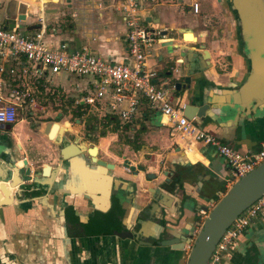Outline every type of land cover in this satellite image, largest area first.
I'll list each match as a JSON object with an SVG mask.
<instances>
[{"label": "crops", "instance_id": "obj_1", "mask_svg": "<svg viewBox=\"0 0 264 264\" xmlns=\"http://www.w3.org/2000/svg\"><path fill=\"white\" fill-rule=\"evenodd\" d=\"M46 1L0 0V21L5 26H22L26 34L42 26L43 42L48 47L64 43L69 51L84 47L104 59H126L125 26L114 8L116 0H74L78 8L75 13L79 12L88 25L72 33L62 32L55 25L45 32L43 21L35 24L37 27L31 25L34 18L42 16ZM195 2L199 13L190 9ZM20 9L25 16L22 21L16 19ZM139 14L145 20L141 25L158 27L164 34L151 44L145 57L146 67L156 72L157 83L171 87L189 76V87L171 92V101L178 105H207L203 116L192 117L196 125L240 153L258 150L264 142V96L246 100L236 92L246 80L251 60L241 45L239 20L231 1L155 0L139 9ZM96 22L100 24L91 30ZM254 41L260 44V35ZM205 51L208 56L204 59ZM49 77L56 91L52 97L59 100L54 104L59 105L58 109L51 114L56 116L62 103L68 107L70 95L77 91L68 87L62 73ZM8 86L4 80L1 92H7ZM48 95L41 88L35 100L37 108H33L43 112V118L50 116L46 109L51 107ZM26 103L17 107L16 119L9 129L0 123V175L11 161L21 168L20 172L27 167L30 170L22 189L16 188L15 195H8L10 204L0 206V264H184L187 240L181 249L151 241L142 245L133 235L115 234L118 227L98 219L87 222V218L94 212L106 211L109 193L114 190L123 202L117 215L122 216L121 231H134L138 225L145 236L155 234L162 226L175 235L196 231L200 224L198 209L210 208L227 188V167L217 151L171 132L156 109L148 108L144 102L134 120L140 118L143 123L139 125L138 121L124 131L127 140L118 142L119 155L112 150L117 133L106 140L99 137L95 146L101 159L114 164L113 169H105L88 160L84 150L91 143L78 135L79 126H70L59 132L56 140L50 139L44 133L49 121L32 119L33 111L28 112V117L21 116ZM56 128L63 130L59 124ZM65 132L71 135L69 140ZM65 139L78 146L81 153L61 159ZM124 161L142 165L143 170L128 172L122 166ZM45 166L48 169L42 175ZM178 170L180 175L176 176ZM15 176L18 177L16 171ZM158 191L170 197V206L164 213L159 212L156 203L147 207L156 196L160 200ZM66 206L81 222L78 232L71 235L63 224ZM257 222L238 237L233 252L222 264H240L250 242L257 247V264H264V226L254 227Z\"/></svg>", "mask_w": 264, "mask_h": 264}, {"label": "built area", "instance_id": "obj_2", "mask_svg": "<svg viewBox=\"0 0 264 264\" xmlns=\"http://www.w3.org/2000/svg\"><path fill=\"white\" fill-rule=\"evenodd\" d=\"M155 0H116L114 8L125 26V60L111 61L81 47L69 51L66 44L48 47L43 42L44 28L26 34L17 25L5 26L0 21V87L4 80L9 83L7 92L0 88V123L10 125L16 119L17 107L27 102L37 108V94L44 91L52 96L56 91L50 75L62 73L70 89L80 94L67 105L80 112V117L93 116L111 127L117 122L123 125L138 118L145 102L148 108L159 110L163 124L171 132L186 139L208 144L223 158L227 167L226 187L264 161V142L250 153H240L220 141L213 133L202 129L183 115L182 105L174 104L157 83L156 72L145 65V57L155 41L163 37L162 29L139 24L135 16L139 9ZM190 9L199 13L198 3ZM184 39V38H183ZM173 87V85L171 86ZM67 101V99H65ZM68 112L70 110H67ZM110 120V121H107ZM207 209H198L199 221ZM264 222V194L242 210L227 226L214 244L206 264H220L228 258L237 239L253 222ZM196 231L186 243L187 250Z\"/></svg>", "mask_w": 264, "mask_h": 264}, {"label": "water", "instance_id": "obj_3", "mask_svg": "<svg viewBox=\"0 0 264 264\" xmlns=\"http://www.w3.org/2000/svg\"><path fill=\"white\" fill-rule=\"evenodd\" d=\"M219 1V0H217ZM235 10V14L239 20V37L240 42L247 55L251 60L250 70L246 77L244 84L239 86L236 90L237 94L242 99H251L264 96V7L263 0H230ZM18 21L24 20L23 9L18 11L16 16ZM12 26V25H11ZM19 30L23 27L17 25ZM260 35L261 42L256 43L255 38ZM204 54V53H203ZM205 59V56H204ZM189 87V76L185 75L182 82H176L173 85V89L178 91L181 89H187ZM183 115L191 119L193 116L201 117L206 109L207 105H193L189 103L182 104ZM204 106V107H203ZM159 114V110L156 109ZM160 115V114H159ZM54 122H47L45 125L44 133L50 138L56 140L57 136H53L55 127ZM6 129H9V125H5ZM48 130V131H47ZM175 150H178L176 147ZM87 151L92 153L91 161H95V146L89 144ZM81 153L80 148L72 142L65 140V145L60 151L61 159H70L71 157ZM96 163L100 166H105L107 169H112L113 164L105 163L101 160H96ZM122 166L128 170V172L134 173L137 170L142 171V165L129 164L127 161L122 163ZM48 166H45L42 170V175L46 173ZM21 168L13 165L12 161L8 162V165L3 169V176L0 175V206L9 205L10 201L8 195L16 194V188L22 189L23 182L29 178V168ZM15 171L18 177L15 176ZM44 171V173H43ZM11 175V177H10ZM180 175L179 170L176 171V176ZM7 182V184H5ZM202 183V182H201ZM200 183V184H201ZM204 185V184H202ZM160 200L152 202L147 205L150 208L153 203L160 208L159 212L164 213V209L170 206L169 196L158 191ZM264 194V161L255 166L251 171L236 179L225 191L213 202L212 206L207 211L206 215L201 220L193 238L187 255L185 257L184 264H206L209 254L227 226L236 218V216ZM153 200V201H154ZM205 208V207H204ZM197 211V209H196ZM145 214L144 211L141 212ZM147 213V212H146ZM149 219L151 216L148 217ZM138 229L134 231H127L124 229L121 232L114 231L119 236L126 235L130 237L133 235L142 245H149L150 241L159 244L161 246L172 247L173 249H181L184 241L189 242V238L192 234V229L178 232L177 235L170 234L165 227H159L155 234H148L145 236L141 227L138 225ZM181 231V230H180ZM164 235H170L163 238ZM144 237V238H143ZM187 237V238H186ZM146 239L145 241H142ZM264 259V258H263Z\"/></svg>", "mask_w": 264, "mask_h": 264}, {"label": "rangeland", "instance_id": "obj_4", "mask_svg": "<svg viewBox=\"0 0 264 264\" xmlns=\"http://www.w3.org/2000/svg\"><path fill=\"white\" fill-rule=\"evenodd\" d=\"M47 0L46 2H44L43 9H42V16L40 18L36 17L33 19V26H36L35 24H40L42 21L43 23L46 25V29L45 32L48 31V28L51 27L52 25H55V27H57L59 30H61L62 32H67V33H72L75 32L77 30H81L85 24V26L88 25V23H83V19L81 17H79V12L75 13V11H78L77 6L73 5L74 0H63V1H59V0H55V1H50ZM36 14V13H35ZM33 14V15H35ZM47 16V18H46ZM138 19H139V24H142L145 20L143 18V16L141 14L136 13L135 15ZM17 19V18H16ZM42 19V20H41ZM98 19V18H97ZM100 24V23H99ZM98 22L91 25L93 26V28L91 27V30L96 29V26L99 25ZM95 26V27H94ZM22 27V26H21ZM162 89L164 90V92L166 93V95H170L171 92L174 91L173 88L170 87V84H164L161 85ZM72 98H78L80 96L79 93L77 92H73L70 95ZM48 102L50 103V109H48L49 106L46 107V109L48 110L47 112L50 114H52V110L55 111L56 109H58V106H55V103H59L57 100V98L55 99V97H52L50 95H48ZM38 100V96L36 98V101ZM62 107H60V110L58 111V114L56 116H47L46 118H43V112L33 109L31 107V105H29L28 103H26L25 105H23V109L21 110V116H25L28 117V112L29 111H33V115H32V119H40V120H44L46 119L49 122H57L59 121V125L60 127H63V130H58V128L55 127V131L53 133V136H56L57 134H60L59 132H63L65 130H68L70 126L72 127H78L79 126V130L80 133H78V135L82 136L83 139L85 140H90L91 144H98L99 142V137H100V133L103 131L104 132V136H103V140H106L107 138L113 137L114 133L116 134V140L112 142V145L114 146V149H112L117 155H119L121 153L120 151V145L118 144V142H125V140H127L126 135L124 133V131L126 129H128L130 126H133L135 124H138L139 121V125H141L143 122H141L142 120L139 118L136 121H133L132 123H127V126L124 127L121 131H113L111 129V127H109L107 124L105 123H101L99 120H97L95 117L93 116H87V117H75L74 115V109L68 105V107L65 108V104L62 103ZM67 110H70L69 112ZM69 115V116H67ZM42 116V117H41ZM75 119H77V122H75ZM66 120V121H65ZM89 120V125H93L92 127H96V129L94 128H90L87 129L86 125V121ZM141 120V121H140ZM64 121V122H63ZM69 123H68V122ZM107 121H110L107 119ZM113 121H111L110 123H112ZM57 124V123H56ZM57 124V125H58ZM70 124V125H69ZM112 125V124H111ZM48 131V130H47ZM88 132V136L85 135V133ZM162 136V133H160ZM65 135H67V139L69 140L71 138V135H69L67 132H65ZM141 136V135H140ZM163 136L166 138H168V135L166 132H163ZM158 138V137H156ZM65 139V140H67ZM148 139V138H147ZM100 141V142H103ZM65 142V141H64ZM144 143H146L143 140ZM119 148V149H116ZM129 159H131V156H128Z\"/></svg>", "mask_w": 264, "mask_h": 264}, {"label": "flooded vegetation", "instance_id": "obj_5", "mask_svg": "<svg viewBox=\"0 0 264 264\" xmlns=\"http://www.w3.org/2000/svg\"><path fill=\"white\" fill-rule=\"evenodd\" d=\"M94 128L96 129V127H94ZM87 133L88 132H86L85 135H87ZM88 146H89V144H88ZM88 146H87V148H88ZM93 146H95V145H93ZM87 148L84 150L85 154L87 155V158L90 161V163H92L93 165L100 166L99 164L96 163V160H101V161H104L105 163L113 164L110 161H105V160L101 159L96 146H95V154H94V157H95L96 160L95 161H91L90 158H91V156L93 154L88 152ZM101 167L105 168V166H101ZM113 168H114V164H113ZM105 169H107V168H105ZM115 206H117L119 208V210L122 211L121 207L123 206V202H121L119 200V198H118V196L116 194V191L111 190V192L109 193V206L107 207L106 211L103 212V213L98 212V211L94 212L91 215L90 218H87L88 219L87 222H90L89 221L90 219H92V220L98 219L101 222L106 223L107 225L109 224L110 226L115 227V229H116V227H118L115 231L116 232H121V228L122 227L120 225H121V219H122L121 217L122 216L118 217V216L115 215L116 214L114 212ZM62 215H63V221H64L63 224H64V228H65L66 233L70 234V235L74 234V233H77L78 232L77 228L80 227L81 222L78 220L79 217H77L76 215L73 214V210L71 209V207H67L66 206L63 209V214ZM114 217L118 219V222H115L113 220ZM256 224H258V226ZM85 225H83V226H85ZM256 226L259 229L263 228L264 222H257V223H255L254 227H256ZM250 227H251V225H250ZM138 228L139 227L136 226V229H138ZM136 229H134V230H136ZM166 237H167V235L163 236V238H166ZM233 249L231 250L230 254L233 252ZM257 256H258L257 247H256V245L253 242H250L249 246L243 252V259L241 260L240 264H257ZM225 259L226 258H224L221 261L220 264H222Z\"/></svg>", "mask_w": 264, "mask_h": 264}, {"label": "trees", "instance_id": "obj_6", "mask_svg": "<svg viewBox=\"0 0 264 264\" xmlns=\"http://www.w3.org/2000/svg\"><path fill=\"white\" fill-rule=\"evenodd\" d=\"M74 115H75V117H79V115H80V112L78 111V110H74ZM85 126H87V129H92V128H94V127H92L93 125H89V120H87L86 121V125ZM112 127H111V129L114 131V130H116L117 129V122H112V125H111ZM127 126V124H124L123 125V128L124 127H126ZM100 136H104V132L102 131L101 133H100ZM50 138H52V137H50ZM114 212L116 213L115 215L117 216L118 215V212H119V208L117 207V206H115V208H114ZM113 220L115 221V222H118V219L117 218H113Z\"/></svg>", "mask_w": 264, "mask_h": 264}, {"label": "bare ground", "instance_id": "obj_7", "mask_svg": "<svg viewBox=\"0 0 264 264\" xmlns=\"http://www.w3.org/2000/svg\"><path fill=\"white\" fill-rule=\"evenodd\" d=\"M204 56L207 58V56H208V51H205V52H204Z\"/></svg>", "mask_w": 264, "mask_h": 264}]
</instances>
